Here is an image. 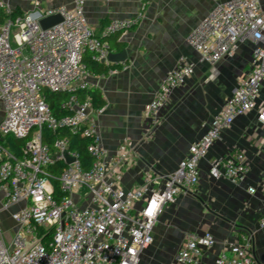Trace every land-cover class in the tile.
Wrapping results in <instances>:
<instances>
[{
	"label": "built area",
	"instance_id": "1",
	"mask_svg": "<svg viewBox=\"0 0 264 264\" xmlns=\"http://www.w3.org/2000/svg\"><path fill=\"white\" fill-rule=\"evenodd\" d=\"M12 1L0 0L6 16L0 24V185L5 194L3 211L19 209L11 213L16 226L9 242L0 214V264H142L165 207L176 204L181 195L195 193L202 162L222 132L257 108L264 84V0H214V10L193 31L191 46L201 62L214 66L251 43L252 69L178 169L165 177L149 175L143 186L133 189L123 186L132 147L124 145L112 155L95 128L91 99L82 100L80 95L88 90L86 57L110 65L111 50L104 38L130 29L142 16L113 22L99 35L86 19L84 0H77L73 8L45 7L34 0L30 10L18 15ZM53 16H60L62 22L44 30L41 22ZM14 29L20 40L17 49L12 47ZM195 68L183 59L167 74L146 113L151 129L160 124L162 110ZM49 93L67 95L61 104L64 115L52 111ZM258 120L264 125V108ZM59 130L93 139L88 146L94 159L90 168L71 150L68 137L46 142V131ZM9 136L27 140L24 157L5 147ZM66 154L75 162L68 165ZM58 163L65 166L58 179L59 196L49 174ZM250 172L247 156L239 151L209 163L215 180L237 184ZM261 194L264 199V187ZM259 226L264 229V211ZM216 243L211 233L190 234L170 264H199ZM217 264H258L249 238L233 244Z\"/></svg>",
	"mask_w": 264,
	"mask_h": 264
},
{
	"label": "crops",
	"instance_id": "2",
	"mask_svg": "<svg viewBox=\"0 0 264 264\" xmlns=\"http://www.w3.org/2000/svg\"><path fill=\"white\" fill-rule=\"evenodd\" d=\"M76 1L41 0L45 7L68 8H73ZM84 1L86 19L99 35L113 22L142 16L135 26L107 38L111 55L125 52L126 58L118 63L110 61L114 70L108 75L90 72L84 80L88 90L80 95L82 100L90 98L92 90L102 95L105 107L92 113L95 128L112 155L124 145L132 147L134 155L126 167L123 186L139 188L149 175L165 177L174 173L189 156L191 146L206 134L239 81L250 73L253 46L243 45L234 57L214 66L201 62L190 37L214 10V0ZM229 1L232 0H221ZM33 2L13 0L11 4L24 13L33 7ZM183 59L196 65L195 72L174 91L161 112L160 124L151 129L146 119L148 107L167 74ZM262 108L264 84L257 108L224 130L202 162L201 182L195 193L181 195L176 204L165 207L154 229V252L147 253L150 247L144 251L142 264H170L188 235L206 233H211L217 243L203 253L199 264H217L220 256L228 254L242 237L249 238L258 264H264V229L259 226L264 211V125L258 120ZM236 151L243 152L249 160L248 178L237 184L211 178L209 163ZM250 189L257 193L252 194ZM4 200L0 185L2 228L13 234L16 224L11 213L19 206L3 211Z\"/></svg>",
	"mask_w": 264,
	"mask_h": 264
},
{
	"label": "trees",
	"instance_id": "3",
	"mask_svg": "<svg viewBox=\"0 0 264 264\" xmlns=\"http://www.w3.org/2000/svg\"><path fill=\"white\" fill-rule=\"evenodd\" d=\"M17 13L16 15L20 14L18 10L15 11ZM6 20L5 14L0 10V24L4 23ZM113 34L110 37L117 35ZM108 38V37H107ZM107 38H104V41H107ZM110 47V45H109ZM111 50V47H110ZM85 62L88 65V68L91 73L97 74V75H108L112 70H114V67L112 65H105L100 64L92 59H85ZM87 92V91H86ZM67 99L66 94H53L49 93L48 95V103L50 105V108L57 116H62L66 112L61 108V104L63 101ZM90 99L92 101L93 107L96 110H101L105 107V101L103 100L102 95L96 91L92 90L90 91ZM63 138L68 137L70 139V146L71 150H74L78 152L79 158L81 162L83 163L84 167L86 169L90 168L94 162V159L92 156L88 153V146L93 141L91 137H84L82 135H75L67 130H59L57 133H52L49 131H46L45 138L46 142L53 144L56 138ZM27 140H19L14 137H7L5 140V147L12 153L16 154L18 157H24V149L26 147ZM63 163H58L53 168L49 170V174L53 177V185L55 189L56 195H60V183L58 179L60 178V175L62 173V170L64 168Z\"/></svg>",
	"mask_w": 264,
	"mask_h": 264
},
{
	"label": "water",
	"instance_id": "4",
	"mask_svg": "<svg viewBox=\"0 0 264 264\" xmlns=\"http://www.w3.org/2000/svg\"><path fill=\"white\" fill-rule=\"evenodd\" d=\"M62 22V18L60 16H53V17H49L45 20H43L41 22V26L44 30H47L49 28H52L53 26L57 25V24H60ZM125 52H123L122 54L120 55H110V61L112 63H118V62H123L125 60ZM66 157H67V164L70 165L72 164L73 162H75V159L72 158V157H69L67 154H66Z\"/></svg>",
	"mask_w": 264,
	"mask_h": 264
},
{
	"label": "rangeland",
	"instance_id": "5",
	"mask_svg": "<svg viewBox=\"0 0 264 264\" xmlns=\"http://www.w3.org/2000/svg\"><path fill=\"white\" fill-rule=\"evenodd\" d=\"M16 33L17 32L14 29V33H13L14 35H13V38H12V47L14 49H17L19 47V45H20V40L15 36ZM2 114H3L2 110H0V115H2ZM5 238H6L7 242H9L11 240V238H12V233L11 232H7L6 235H5ZM150 251L154 252V247L153 246L149 248L147 253H150ZM158 261H160V260L158 259ZM143 264H147V263L144 261ZM148 264H159V263H155L154 261H151Z\"/></svg>",
	"mask_w": 264,
	"mask_h": 264
}]
</instances>
